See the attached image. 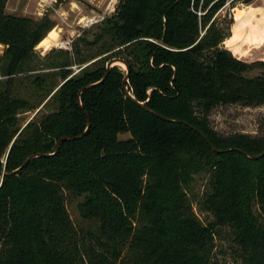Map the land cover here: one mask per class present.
Listing matches in <instances>:
<instances>
[{"label": "trees", "instance_id": "16d2710c", "mask_svg": "<svg viewBox=\"0 0 264 264\" xmlns=\"http://www.w3.org/2000/svg\"><path fill=\"white\" fill-rule=\"evenodd\" d=\"M7 1L0 0V264H218L221 229L231 233V264H264V131L225 135L210 120L223 104L264 105V75L251 74L264 61H236L217 47L231 35L232 21L216 16L226 0H120L94 37L74 41L72 61L63 50L68 58L53 60V71H37L32 83L44 97L34 104L14 94V77L30 70L33 47L55 22L8 13ZM82 44L91 51L85 56ZM114 58L129 65L128 79L115 64L99 82ZM44 100L53 109L21 126L20 113ZM79 135L55 153L61 137ZM201 173L206 222L189 193ZM70 199H80V217L94 226H76Z\"/></svg>", "mask_w": 264, "mask_h": 264}, {"label": "rangeland", "instance_id": "374dc122", "mask_svg": "<svg viewBox=\"0 0 264 264\" xmlns=\"http://www.w3.org/2000/svg\"><path fill=\"white\" fill-rule=\"evenodd\" d=\"M120 1V0H119ZM69 3L70 0H56V3L52 6V8H49L44 16L50 17L54 22L56 27L57 24H60V27L64 29V32L62 33V39L67 40L69 39L68 32L70 30H76L78 33H81L78 35L75 39H73L72 42V50L69 59L73 60L74 54V41L80 37H83L86 35L88 39H91L94 37V33L99 31L98 27L101 25L103 21H100L98 24L92 25L90 28H82L77 24L72 23L73 20L79 18V14L77 13H69V19L67 24L60 23L59 18L54 19V11L53 9L60 8L61 5L64 6V9L66 11L69 10ZM77 3L80 5L81 9H83L82 15H91L92 13H95L97 15H104V8L107 6V0H92V2H89V0H77ZM98 5H100L98 7ZM118 5V4H117ZM116 5V8H117ZM27 7L28 11L25 12V8ZM36 10V0H8L6 5V11L8 13H13L21 16H28L33 17L34 19H41L42 17H36L33 15V13ZM112 13L111 15H107V17H110L114 15ZM217 20L222 25H227L229 21H231L227 15L221 14V10L217 13ZM105 18V19H106ZM53 27V28H54ZM0 45H3L0 43ZM82 50L81 53L85 56L89 54L91 51H89L88 47H84L83 44L79 46ZM5 49V45L2 49H0V55L3 54ZM61 50H57L53 48L46 56L43 58L36 53V56L31 60L30 63V70L26 73H20L16 77H14V84H13V91L14 94H18L20 96L26 97L30 100L31 103H36L38 101L43 100V93L35 94L36 87L32 83V78L38 74L37 71H40L43 67L44 71H53L52 63L53 60L58 59L61 61H64L68 56L63 55ZM63 55V56H62ZM253 55L256 57L264 55V49H261L259 51L254 50ZM76 57V56H75ZM258 61H264L261 59H255L252 63H256ZM118 65H120L123 69H126L124 63L118 62ZM47 67V68H45ZM50 68V69H49ZM40 69V70H39ZM73 70L76 72L78 71L77 67H74ZM262 69H256L251 72L252 75L258 74ZM31 76V78H29ZM6 79L2 76H0V79ZM46 100L42 102V104L34 110L29 111H22L19 115V123L21 126H25L28 121H30L32 118L36 117L39 118L45 113L51 111L53 109V103H47L45 104ZM210 120L212 123V126L221 134H231L234 132H243V133H249L252 135L260 134L262 131H264V105H257V106H243L239 104H223L218 107H216L211 115ZM129 136V133H121V138H126ZM196 180L193 182L191 189L189 191L190 193V199L193 203V208L195 212L198 214V216L206 222L208 219H211L210 215L204 211H201L200 208V202L203 196L204 191L207 189V180H208V174L207 173H201L196 175ZM70 198V197H69ZM80 199H70L68 201V209L71 214V217L73 221L75 222L76 226L78 228H84L87 229L91 226H94L95 224L91 221L84 220L80 217L79 211H78V202ZM232 237L231 233L228 229H221L219 231V235L215 241V249L213 251L214 259L218 264H231L232 261H234V258L229 254V250L232 247Z\"/></svg>", "mask_w": 264, "mask_h": 264}, {"label": "clouds", "instance_id": "9594fccd", "mask_svg": "<svg viewBox=\"0 0 264 264\" xmlns=\"http://www.w3.org/2000/svg\"><path fill=\"white\" fill-rule=\"evenodd\" d=\"M92 2V0H89ZM103 2V0H102ZM56 0H36V10L33 13L36 17H43L45 12L52 8ZM119 0H107V6L104 8V15H111L116 11V5ZM100 5H98L99 7ZM28 9L25 8L27 13ZM54 19L59 18L60 23L67 24L69 13L79 14V18L72 23L82 28H90L104 19V15H82L83 9L77 3V0H70L69 10L66 11L64 6L53 9ZM221 14L227 15L232 21L229 27L230 36H225L217 45L221 50H226L236 61L252 63L255 59L264 60V55L256 57L253 51L264 49V0H251L246 3L245 0H226ZM64 29L57 24L48 34L33 47V52L38 53L42 58L46 56L53 48L57 50H66L71 52L72 42L78 35L76 30L68 32L69 39H62ZM4 45H0L2 49ZM6 155L0 158V163L6 162ZM2 181V178H0Z\"/></svg>", "mask_w": 264, "mask_h": 264}, {"label": "water", "instance_id": "95a60500", "mask_svg": "<svg viewBox=\"0 0 264 264\" xmlns=\"http://www.w3.org/2000/svg\"><path fill=\"white\" fill-rule=\"evenodd\" d=\"M118 62L124 63V65H125V67H126V70H127V74H126L125 80L128 79V77H129V69H130L129 65H128L126 62H124L122 59L114 58V59H112L110 62H108V64H107V71H106L104 77H103L99 82L103 81V80L106 78V76H107V74H108V72H109L110 67H112L113 65L117 64ZM258 74H262V75H264V70L260 71ZM94 84H96V83L88 84V85L85 86V88H87V87H91V86H93ZM135 100H136L139 104H141V105L147 107L146 104H145V102H139L137 99H135ZM77 102H78V104L80 105V107L83 108L82 101H81V91H80L79 94H78ZM150 110H151V109H150ZM151 111H152L153 113H155L156 115L162 117L160 114L156 113L155 111H153V110H151ZM85 112L88 114L87 111H85ZM90 124H91V122H90V119H89V121H88V128H89ZM88 128L86 129V131L84 132V134L87 132ZM80 136H81V135H79V136H63V137H61V139L59 140V142H58V144H57V149H56L55 153L58 151L59 146H60V142H61L62 140L75 139V138H78V137H80ZM203 137L206 138L204 135H203ZM213 149H214V150H217L215 147H213ZM40 155H41V154H38L37 156H40ZM247 155H248L249 157L256 158L255 156H251L250 154H247ZM32 157H33V156L29 157V158H28V159H27V160H26V161H25V162H24L19 168L15 169V170L12 171L11 173H14V172L18 171L19 169L23 168V167L29 162V160H30ZM3 174H6V172H3Z\"/></svg>", "mask_w": 264, "mask_h": 264}, {"label": "built area", "instance_id": "2783aa9c", "mask_svg": "<svg viewBox=\"0 0 264 264\" xmlns=\"http://www.w3.org/2000/svg\"><path fill=\"white\" fill-rule=\"evenodd\" d=\"M106 16H107V15H104V19L106 18ZM104 19H103V20H104ZM103 20H102V21H103ZM71 47H72V46H71Z\"/></svg>", "mask_w": 264, "mask_h": 264}]
</instances>
